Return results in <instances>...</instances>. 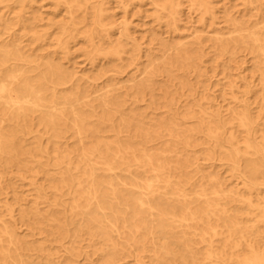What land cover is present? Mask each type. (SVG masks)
<instances>
[{"label":"bare ground","instance_id":"1","mask_svg":"<svg viewBox=\"0 0 264 264\" xmlns=\"http://www.w3.org/2000/svg\"><path fill=\"white\" fill-rule=\"evenodd\" d=\"M29 1L0 0V8L10 2L19 6L16 24L0 17V183L15 169L22 173V181H30L32 206L19 208L18 213L30 234L43 237L33 242L21 238L16 209L8 205L9 221L0 219V264H37L34 255L39 264H62L61 256L48 250L46 244L51 242L65 247V261L91 260V252L83 250L84 241L103 264H122L127 257L146 264L144 254L151 251L159 264H264V93L256 116L250 100L233 96L235 106L228 115L205 108L189 110L182 123L195 121L193 129L182 127L174 117L162 124L147 122L132 105L151 89L159 69L168 75L174 68L196 69L203 61L200 38L197 46H165L158 66L156 58L149 57L152 68L143 82L132 85L136 97L128 105V93L118 87L101 91L97 82L67 71L48 55H26L20 39L10 32L15 25H21L23 37L30 34L35 43L44 44L49 37L26 23ZM189 1L203 18L215 16V0ZM97 2L93 20L101 30L86 33L85 38L93 45L102 33L112 47L95 48L90 56L118 60L115 71L120 74L128 45L111 39L113 21L106 22L112 17L104 6L108 0ZM119 2L126 7L124 0ZM57 4L68 8L74 24L78 12L90 6L89 0H57ZM245 5L254 13L243 20L229 15L228 37L215 38L217 53L231 59L238 50H249L263 76L264 90V8L259 0H246ZM155 6L173 23L178 20L177 0H161ZM33 19L31 23L40 18ZM58 28L62 32L56 43L69 54L68 45L76 36L64 24ZM125 37L128 40L129 33ZM167 50L172 53L166 55ZM235 126L244 134L242 140L233 131L228 135ZM199 134L206 135L215 152L224 149L220 142L227 137L230 148L223 151L224 158L233 163L241 188L226 191L220 178L211 177L200 192H188L197 185L191 174L201 171L191 155L204 145L194 142ZM71 138L78 149L69 147ZM40 179L48 185H37ZM258 213L261 219L245 224ZM202 248L205 254L199 256Z\"/></svg>","mask_w":264,"mask_h":264},{"label":"rangeland","instance_id":"2","mask_svg":"<svg viewBox=\"0 0 264 264\" xmlns=\"http://www.w3.org/2000/svg\"><path fill=\"white\" fill-rule=\"evenodd\" d=\"M31 1L26 3L25 21L28 25L32 24L37 32H48L49 37L44 44L35 43L31 39L32 35L29 34L23 37L25 34L21 25H15L10 32L14 35L13 37L20 39V44L24 47L26 55L32 57L48 55L56 62L63 64L67 71L74 72L78 77L89 78L91 81L97 82L99 84L97 88L101 91L112 86L118 87L122 92L128 93V105L131 104V99L136 97L133 95L132 85L143 82L147 71L152 68L151 63L148 61L149 57L156 58V66H158L162 63V49L165 46L169 49H174L179 45L197 46L198 38H200L204 51L203 61L196 69L174 68L171 75H168L163 68L159 69L160 73L154 77L155 80L151 85V89H145L137 105H132L139 108L138 112L146 115L147 122L153 119L162 124L165 120L174 117L179 120L183 125L182 127L193 129L196 128L197 123L195 121L182 123V117L189 114V110L198 111L199 108H205L214 113L222 112L223 115H228L235 106L233 96H237L241 100H250L254 116L260 111V105L257 102L264 93L263 76L257 70V62L253 58V54L249 50H238L232 55L231 59L229 55L220 57L215 42L217 36L225 35L224 37H228L226 20L229 15L243 20L254 13L249 11L248 6L245 5L246 0H215L213 3L215 16L205 15L204 18L200 10L193 8L191 1L177 0L180 2V13L178 20L174 23L167 14L157 10L155 3L161 2V0H136L133 2L124 0L126 7L122 6L119 0H108L104 6L109 8L112 17L106 22L113 21L109 28L112 29L111 39L128 45V52L124 55L125 68L120 74L115 71L117 65L121 63L118 60L105 58L104 56L92 59L90 56L95 48L102 47L104 51H107L112 47L106 39L101 37L102 33L96 35L93 45L85 38L86 33L94 32L96 34L101 30L93 20L94 8L99 6L97 0H89L88 10L78 12L75 24L71 19L68 8L65 5L59 6L57 0ZM259 1L262 3L261 8H264V0ZM17 11H19V6L10 2L7 7L0 8V17L4 21L14 24L16 22L14 16ZM262 15H264V11ZM34 17L40 19L37 20L38 22L31 23L34 21ZM82 21L83 23H81ZM61 24L68 26V30L76 36L75 40L68 45L70 47L69 54L60 50L56 43V40L61 36L62 30L58 28ZM0 29H2V26H0ZM128 33L129 39L126 40L125 36ZM8 36V34L4 35V37ZM170 53H172V50H167L166 55ZM132 57L135 58L134 61L131 59ZM247 91L249 92L248 95H246ZM127 108L130 110L131 107L127 106ZM154 127L155 130H159L157 129L158 126ZM232 131L237 133L240 140H242L244 134L241 133L239 127L235 126L234 129L229 130L228 135ZM226 138L220 142L224 149H218L215 152L212 150L213 146L208 144L206 135L199 134L195 136L194 142H200L204 145L193 147L195 152L191 153L193 161L201 169L200 172L191 174L197 183L196 187L188 190L192 195L195 192H200L202 187H206L211 177L220 178L226 191L241 188V185L237 186L241 179L233 174V163L224 158L223 151L230 148L225 141ZM68 142L70 148L78 149L74 139L71 138ZM166 144L167 142L162 146H166ZM182 146L180 145V148H184ZM241 152L244 155V147L241 148ZM20 174L22 173L15 169L0 183V188H3L2 191L0 190V219L9 221L10 217L6 207L8 205L13 206L16 209L15 217H17L19 223L17 225L19 228L18 234L26 241L33 242V240H40L43 236L30 234L27 230V223L20 220L19 208L29 209L32 206L31 201L34 194L33 185L29 180L22 181ZM37 185H48V183L40 179ZM255 204H258V200H255ZM261 215L252 221H246L245 224L252 225L256 219H261ZM84 237L87 239L88 235ZM38 244H40L39 241L27 245V247L31 249ZM46 245L48 250L61 256L60 261L62 264H103V258L92 253L93 249L88 247L85 241L82 243L83 250L91 252V260L81 257L79 260L65 261V247L59 248L56 242L47 243ZM149 247L151 250L150 245ZM198 254L204 256L205 249L202 248ZM144 255L143 261L146 264H159L155 261L152 251ZM34 257L35 263H41L40 259H36V255ZM120 263L135 264L132 257H127L121 260Z\"/></svg>","mask_w":264,"mask_h":264}]
</instances>
